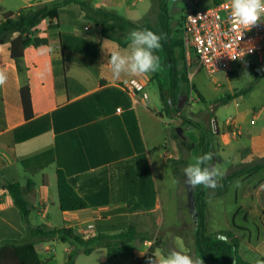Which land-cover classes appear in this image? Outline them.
<instances>
[{"label":"crops","instance_id":"crops-1","mask_svg":"<svg viewBox=\"0 0 264 264\" xmlns=\"http://www.w3.org/2000/svg\"><path fill=\"white\" fill-rule=\"evenodd\" d=\"M54 1L59 0L42 3ZM87 1L98 7L94 0ZM3 3L0 0V11H4ZM30 6L33 5L27 0L15 13ZM52 24L46 19L37 26L36 36L45 38L47 44L27 47L18 64L19 70L9 58V52L10 61L0 66L9 77L0 92L5 95L9 86L17 94L15 97L9 94V99L3 96L0 103V243H21L26 233L18 208L3 190L4 185L15 182L20 184L23 196L33 199L32 227L70 228L86 239L98 232L114 234L134 225L138 232L148 236L144 225L153 220L160 226L158 213L164 198L172 194L177 197L178 186L172 180L184 178V168L200 155L199 131L183 120L174 124L177 118L169 117L167 110H163L160 92L159 101L151 100L150 86L157 82L159 89L164 77L168 82L163 69L161 77L158 72L143 77L122 76L119 80L112 77L109 54L128 45L120 47L104 38L101 28L86 18L78 5L69 3L58 8ZM44 49L51 51L41 54ZM257 61L264 82V58L257 57ZM241 65L247 67L244 63ZM177 66L181 87L182 77L187 83L191 78L182 55L177 56ZM248 66L256 68L255 63ZM223 73L228 79L237 78L234 68ZM129 78L144 85L147 102L140 96L134 101L120 87V82ZM26 84L32 112L28 119L23 116L19 95V89ZM231 97L233 102L246 104L247 90L234 92L227 100ZM236 110V115L221 129L215 126L217 136L213 138V163H226L232 171L239 163L264 157V106ZM176 115L183 114L178 111ZM177 126L183 128L184 139L193 145L189 152H181L172 137V130ZM181 157L184 162L175 167L172 161ZM58 170L87 204L82 210L60 211V222L54 220L56 210H60ZM28 181L30 187H27ZM138 241L129 244V259L109 258L106 247H98L86 256L100 251L97 264H132L149 249L145 238L146 248L136 258ZM34 242L42 264H67L73 249L78 251L77 255L84 254L80 246L58 240ZM55 242L63 246L60 257L56 254ZM125 247L119 246L116 250ZM75 264H78L77 256Z\"/></svg>","mask_w":264,"mask_h":264},{"label":"rangeland","instance_id":"rangeland-1","mask_svg":"<svg viewBox=\"0 0 264 264\" xmlns=\"http://www.w3.org/2000/svg\"><path fill=\"white\" fill-rule=\"evenodd\" d=\"M25 1L27 0H4L2 5L4 11L2 12L15 13ZM43 1L45 0H40L39 3H32V5H38ZM215 1L197 0L194 9L196 11L209 9L214 6ZM116 2L119 4H115ZM160 2L161 0H103V2L94 0L97 6L101 4L102 7L115 10L117 14L135 22L139 26H150L157 31H160L158 18ZM165 3L171 16V26L173 30H177L174 36L181 39L182 20L187 4L184 0H165ZM7 46V41H0V66L6 64V61H10ZM176 53L178 57L182 55V52L178 49ZM155 54L160 57L162 65L163 53L161 48ZM257 57L256 55L248 56L244 61L246 68H244V65L236 64L234 70L237 73V78L234 79H228L223 72L209 77L203 69H197L195 66H191L188 70L186 69L187 75L191 73L193 75L188 83L182 79L181 95L175 98V105L170 115L171 118H177L174 124L180 123L182 120L196 123L198 131L199 129L206 130L212 139H216L215 126L217 125L221 129V126L227 120L232 119L236 115V109H244L249 106L257 108L264 106L263 71L260 62L257 61ZM249 63H255L256 68H249ZM158 73L160 77L163 75L162 70L158 71ZM164 79L163 91L165 99L162 101V105L163 110H166L168 82ZM20 82L22 84V78L19 79ZM6 89L9 92H4L5 95L0 92V103L3 101V96L6 99H9V94L14 97L15 95L17 96L9 86H6ZM196 90L201 93V97L197 95ZM240 90H247L246 104L240 101L233 102L234 97H231V100H227L234 92ZM148 94L151 100L159 101L157 82L150 86ZM176 111H181L183 115L177 117ZM217 166L223 175L232 171L228 169L229 166L226 163ZM185 180L186 177L177 180V197L172 194L164 198L162 209L158 213L161 216L160 226H157L153 220H150L146 225L142 223L147 228L144 230L148 233L146 239L149 242L153 241L158 247L156 255H166L171 250H179L198 257L192 235L195 224L189 212V200L195 188L188 186ZM237 182L239 186H237ZM216 189H206L207 233L215 238L217 232L231 231L240 241L238 248L239 254L243 259L250 262L264 259V170L254 175L234 179L222 196L213 197ZM56 211L54 220L60 222V210L57 209ZM36 222L38 224L41 223L39 219ZM176 237L181 238V240L176 239ZM135 244L137 249L134 255L138 258L146 246L143 241H138ZM53 245L56 249V254L60 257L63 246L58 242ZM41 256H44V254H41ZM100 256V251H96L89 257L79 252L77 262L78 264H97Z\"/></svg>","mask_w":264,"mask_h":264},{"label":"trees","instance_id":"trees-1","mask_svg":"<svg viewBox=\"0 0 264 264\" xmlns=\"http://www.w3.org/2000/svg\"><path fill=\"white\" fill-rule=\"evenodd\" d=\"M69 3L78 5L80 10L85 13L86 18L94 20L96 25L101 28L102 36L117 43L120 47L128 45V34L133 29L147 28L157 34L165 35L166 38L161 41V50L163 53L162 66L168 78L166 110L167 115L170 117L175 105V98L181 95L176 50H180L183 56V41L174 36L177 30H173L171 26V16L165 0H161L159 3L158 18L160 31L146 25L139 26L135 22L117 14L115 10L102 6L93 7L87 0H59L52 3H41L22 8L17 13L0 11V41H7L9 43V58L15 62L17 69L19 70L18 64L23 58L24 50L27 47L33 46L36 48L47 44L45 38L36 36L37 26L46 19L49 20V25L53 26L52 20L56 19L58 8ZM216 3L219 2L216 1ZM182 79L187 80L185 77H182ZM163 90V83L159 84L162 101L165 99ZM195 92L200 96L198 90ZM19 95L23 116L28 119L31 117L32 112L27 84L19 89ZM186 124L197 128L196 123L186 122ZM172 137L176 140L181 152H189L193 148V145L189 144L186 139L180 138L176 134L175 128L172 130ZM199 151L200 155L206 152H211L214 155L213 139L208 131L202 129H199ZM183 162L184 159L182 157L178 161H172L175 167L178 163ZM261 170H264V157L238 164L236 169L223 175L219 183L220 186L217 187L213 195L222 196L226 193L228 186L234 179L254 175ZM56 176L60 211L73 212L87 208L86 202L74 191L64 173L58 170ZM27 187H30L29 181L27 182ZM206 189L203 186H197L192 195L195 209L198 213V223L195 225L192 233L194 248L198 257L203 260V264H255L256 261H247L239 254L238 247L240 241L231 231L217 232L215 238L207 233L205 216L207 206ZM3 190L11 196L14 205L18 208L26 233L21 243L14 241L0 243V264H42L35 249V240H58L62 243L80 246L85 255L90 254L98 247H106L108 248L109 258L122 257L129 259L130 252L127 251V249H130L129 244L136 240L143 241L147 237V234L138 232L134 225H129L127 228L114 234L98 232L86 239L77 236L70 228L49 229L45 226L32 227L30 224V214L33 211V199L29 196H23L18 182L4 185ZM126 245L128 247H125ZM119 246L125 248L116 250ZM157 249L158 247L155 244L150 246L147 253L141 258L134 260L132 264H146L147 258L155 255ZM76 256V249L70 251L67 257V264H75Z\"/></svg>","mask_w":264,"mask_h":264},{"label":"built area","instance_id":"built-area-1","mask_svg":"<svg viewBox=\"0 0 264 264\" xmlns=\"http://www.w3.org/2000/svg\"><path fill=\"white\" fill-rule=\"evenodd\" d=\"M184 1L187 9L182 20L181 39L187 70L195 66L212 77L220 72H231L236 64H243L248 56L264 58V23L242 31L231 17L230 8L226 7L230 1H220L203 11L194 9L197 0ZM119 85L134 101L138 96L148 101L144 85L137 79H125ZM152 245L153 241L149 242V247Z\"/></svg>","mask_w":264,"mask_h":264},{"label":"clouds","instance_id":"clouds-1","mask_svg":"<svg viewBox=\"0 0 264 264\" xmlns=\"http://www.w3.org/2000/svg\"><path fill=\"white\" fill-rule=\"evenodd\" d=\"M226 7L230 8L231 17L242 31L264 23V0H230ZM165 38L164 34H157L147 28L131 30L127 48H116L109 54L108 63L112 77L119 80L122 76L143 77L161 71V60L155 53L162 47L161 41ZM50 51L51 49H44L41 54ZM8 79V74L0 68V87L5 86ZM213 159L211 152L196 156L193 162L184 168L185 183L192 188L203 186L215 190L219 187L223 173L213 163ZM172 183L175 185L177 181L173 179ZM146 264H203V260L183 251L171 250L166 255L149 256ZM255 264H264V260H257Z\"/></svg>","mask_w":264,"mask_h":264},{"label":"water","instance_id":"water-1","mask_svg":"<svg viewBox=\"0 0 264 264\" xmlns=\"http://www.w3.org/2000/svg\"><path fill=\"white\" fill-rule=\"evenodd\" d=\"M175 132L180 138H184L182 127L179 126L175 127ZM189 212L192 217L193 223L196 225L198 223V213L197 210L195 209L194 200L192 197L189 200Z\"/></svg>","mask_w":264,"mask_h":264}]
</instances>
